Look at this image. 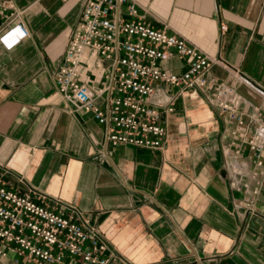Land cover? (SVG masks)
I'll return each mask as SVG.
<instances>
[{"label": "crops", "instance_id": "obj_1", "mask_svg": "<svg viewBox=\"0 0 264 264\" xmlns=\"http://www.w3.org/2000/svg\"><path fill=\"white\" fill-rule=\"evenodd\" d=\"M84 1L11 0L0 13L19 14L28 30L14 47L0 41V181L94 217L108 264H264V152L258 166L247 143L255 119L264 123V0H135L143 19L218 58L206 76L241 96L243 124L220 114L211 89L183 91L163 115L161 149L107 143V124L58 92ZM87 58L80 79L101 89L108 61ZM162 64L187 68L177 54ZM94 102L104 109L108 94ZM17 256L8 250L0 264Z\"/></svg>", "mask_w": 264, "mask_h": 264}, {"label": "built area", "instance_id": "obj_2", "mask_svg": "<svg viewBox=\"0 0 264 264\" xmlns=\"http://www.w3.org/2000/svg\"><path fill=\"white\" fill-rule=\"evenodd\" d=\"M10 2L0 0V13ZM82 9L58 65L56 87L73 108L92 110L99 123L107 124V143L161 149L167 136L163 115L173 110L175 97L185 90L211 89L207 97L220 114L244 123L241 96L206 76L218 58L184 36L170 33L166 23L157 26L143 19L135 0H85ZM18 16L15 13L0 21V41L6 47H14L28 34ZM88 53L98 64L108 61L109 82L98 90L80 79ZM174 54L187 63L181 73L162 64ZM165 87H177V91L171 94ZM103 92L108 94V103L101 109L94 100ZM255 121L247 143L261 166L264 123ZM8 250L26 258L20 262L17 256V264H108L113 257L94 217L60 198L31 188L19 191L0 181V254Z\"/></svg>", "mask_w": 264, "mask_h": 264}]
</instances>
